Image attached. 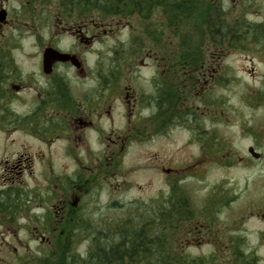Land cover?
I'll return each mask as SVG.
<instances>
[{
	"label": "flooded vegetation",
	"instance_id": "flooded-vegetation-1",
	"mask_svg": "<svg viewBox=\"0 0 264 264\" xmlns=\"http://www.w3.org/2000/svg\"><path fill=\"white\" fill-rule=\"evenodd\" d=\"M169 1L163 0L166 12L156 3L151 6L152 20L154 15L163 19L164 44L143 46L144 56L123 77L129 63L118 60L120 27L134 26L132 31L141 33L144 26L140 15L118 13V0H0V229L16 230L17 224L27 229L28 237H14L18 243L36 238L30 229L40 226L49 232L41 234V242H48L61 224L71 227L65 243L74 240L76 220L87 211L76 190L91 179L101 180L93 186L99 192L113 186L118 148L144 134L153 139L175 129L185 145L195 148L192 162L163 168L170 176L161 195L165 197L187 196L185 181L204 180V166L229 168L245 161L255 165L261 159L264 130L243 127L252 144L249 156L235 162L237 156L229 149L233 136L221 129L223 110L212 90L233 81L227 59L236 47V25L245 32L238 44L264 59V0L253 13L244 5L254 0H180L189 11L188 20L195 21V44H188L189 26L181 31L178 45L170 44ZM127 18L136 26L122 24ZM107 37L116 38L114 61L104 53ZM24 38H29L28 50ZM48 48L67 59L46 61ZM172 51L180 52L182 59L171 60ZM207 92L209 101H203L201 95ZM57 146L75 164L67 173L54 167ZM230 183L223 178L209 195L232 194ZM113 187L118 193V184ZM30 221L37 224L30 227ZM209 229L201 226L198 233ZM187 239L189 244L192 238Z\"/></svg>",
	"mask_w": 264,
	"mask_h": 264
},
{
	"label": "rangeland",
	"instance_id": "rangeland-1",
	"mask_svg": "<svg viewBox=\"0 0 264 264\" xmlns=\"http://www.w3.org/2000/svg\"><path fill=\"white\" fill-rule=\"evenodd\" d=\"M260 2L262 0H254L244 5V8L249 7L250 13L258 12L262 5ZM127 19L122 24L136 26L134 19ZM149 22L152 25L151 15L140 23H146L149 27L147 24ZM134 28V26H122L118 32V60L129 63L128 69H124L123 77L128 76L129 68L138 64L145 54L133 51L135 48L133 41L135 42L140 35L139 29L132 31ZM244 38L243 31L241 35L235 36L234 53L227 59L233 73V81L218 85V88L212 90V94L214 93V97L218 99V109L223 110L219 113L223 118L222 121H225L221 129L233 136L230 139L232 147L229 149L232 153L235 152L237 163L240 162L239 156H249L247 149L252 144L250 136L242 132L243 127L264 130V59L258 51L239 45ZM22 41L25 49L28 50L29 38H24ZM115 42V37H107V50L104 52L107 60H116ZM93 56L94 54L91 53L92 58ZM208 93H202L203 101H209L211 93ZM175 95L176 93H172L173 98H176ZM170 111L172 114L173 106ZM0 141H2L1 135ZM54 151L56 158L54 167L58 172L67 173L75 167V164L64 155V148L57 146ZM258 151L262 156L255 165L245 161V165L235 163L236 165L229 168L220 165H211L207 168L204 166L202 170L204 180L197 182L195 178H188L185 181L186 197L198 211L199 216L193 223L195 231L183 237L180 242L186 245L185 251L189 256L201 259L202 263L199 264H219L220 257L221 260L229 259L232 246H227V243H231L235 238L243 242L242 251L253 254V264H264V218L261 217L264 213V140ZM194 152L195 148L185 145L182 134L175 129H171L166 136H156L153 139L147 138L144 134V137L137 142L118 148V176L111 177L112 185L118 184V193L108 184V187L101 192L93 189V186L101 181L94 182L93 179L84 186L83 190H76V197H79L87 208L85 214H79V220H85L86 223L75 229V232L73 230L72 235L75 239L71 249L84 252L90 244L88 237L93 230L105 226L111 219L116 220L118 217L126 216L129 210L146 205L150 207L158 201L167 200L169 197L161 195L168 189L170 176L163 168L187 165L192 162L190 157ZM39 167L35 165V170L38 171ZM223 178L231 180L228 187L233 193L210 196L208 190ZM69 200L75 201L72 196ZM251 212H257L259 215L251 216ZM30 215L34 218L32 212ZM36 224L32 221L29 223L30 227ZM16 226H18L16 230L0 229V264H30V262L37 264L38 257L42 258L44 254L55 251L59 243L65 244V238L71 228L69 224L67 226L61 224L53 236L49 234L51 240L43 243L41 234L49 232L42 226L32 228L30 230L35 233L36 238H27L20 244L14 240V237H28L29 231L21 228L20 224ZM201 226H208L210 229L198 233ZM58 236L59 242L56 243ZM189 237L192 239L187 244ZM212 254L217 255L216 260L212 259Z\"/></svg>",
	"mask_w": 264,
	"mask_h": 264
},
{
	"label": "trees",
	"instance_id": "trees-1",
	"mask_svg": "<svg viewBox=\"0 0 264 264\" xmlns=\"http://www.w3.org/2000/svg\"><path fill=\"white\" fill-rule=\"evenodd\" d=\"M170 42L180 44L181 31L186 30L188 44H195V21L188 20V10L180 0L169 1ZM156 3V4H154ZM118 0V13L138 14L142 20L154 12L152 4L159 5L162 12L167 7L166 2L158 0ZM110 4L108 3V7ZM114 12V10H111ZM152 12V14H151ZM150 14V15H149ZM153 18V17H152ZM143 23L144 31L133 41V51L143 53V46L155 41L164 44L163 19L154 15L152 25ZM160 29V30H157ZM242 34V28L235 26V36ZM177 39L178 41H175ZM193 52V51H190ZM180 52L172 51L171 60H181ZM198 211L189 202L188 197L180 193L173 194L165 201H158L150 207L140 206L129 210L124 217L109 220L105 226L93 230L90 244L84 252L72 250L73 240L56 247L55 251L38 257L37 264H199L201 259L191 257L185 251L186 245L180 240L195 231L194 221L198 218ZM84 223V224H83ZM85 220H76L75 229L85 225ZM180 242V243H179ZM243 242L232 239L227 246H232L231 257L221 260L219 264H253V254L242 251ZM223 259V257H222ZM30 264H33L30 262Z\"/></svg>",
	"mask_w": 264,
	"mask_h": 264
},
{
	"label": "water",
	"instance_id": "water-1",
	"mask_svg": "<svg viewBox=\"0 0 264 264\" xmlns=\"http://www.w3.org/2000/svg\"><path fill=\"white\" fill-rule=\"evenodd\" d=\"M68 55H64L62 53L57 52L54 49L48 48L45 51L44 59L47 60H53V59H67Z\"/></svg>",
	"mask_w": 264,
	"mask_h": 264
}]
</instances>
